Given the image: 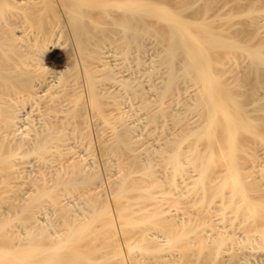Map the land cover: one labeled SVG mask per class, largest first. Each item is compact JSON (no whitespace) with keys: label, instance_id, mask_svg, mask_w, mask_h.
Listing matches in <instances>:
<instances>
[{"label":"bare ground","instance_id":"6f19581e","mask_svg":"<svg viewBox=\"0 0 264 264\" xmlns=\"http://www.w3.org/2000/svg\"><path fill=\"white\" fill-rule=\"evenodd\" d=\"M0 264H264V0H0Z\"/></svg>","mask_w":264,"mask_h":264},{"label":"rangeland","instance_id":"374dc122","mask_svg":"<svg viewBox=\"0 0 264 264\" xmlns=\"http://www.w3.org/2000/svg\"><path fill=\"white\" fill-rule=\"evenodd\" d=\"M65 49H55L49 53L47 61L50 67L59 68L63 65ZM61 65V66H60Z\"/></svg>","mask_w":264,"mask_h":264}]
</instances>
